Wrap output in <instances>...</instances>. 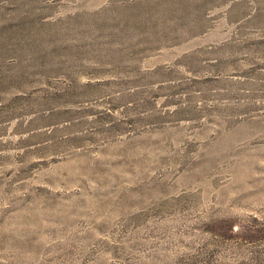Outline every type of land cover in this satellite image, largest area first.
<instances>
[{"label":"rangeland","instance_id":"rangeland-1","mask_svg":"<svg viewBox=\"0 0 264 264\" xmlns=\"http://www.w3.org/2000/svg\"><path fill=\"white\" fill-rule=\"evenodd\" d=\"M0 264H264V0H0Z\"/></svg>","mask_w":264,"mask_h":264}]
</instances>
